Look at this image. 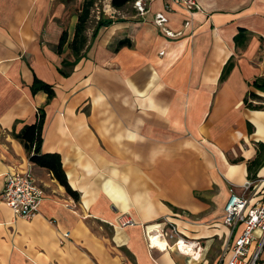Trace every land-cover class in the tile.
<instances>
[{
  "label": "crops",
  "instance_id": "0c3cea01",
  "mask_svg": "<svg viewBox=\"0 0 264 264\" xmlns=\"http://www.w3.org/2000/svg\"><path fill=\"white\" fill-rule=\"evenodd\" d=\"M144 1L140 15L134 2L95 0L77 58L69 44L85 0H0V264H221L224 206L264 145V111L244 105L250 90L264 97L250 85L264 77V0H196V12ZM102 8L115 20L94 36ZM161 12L177 37L156 24ZM122 40L130 45L117 49ZM36 79L51 99L34 92ZM39 112L42 152L60 155L78 201L30 162L18 136ZM29 166L44 198L25 220L1 196L7 175ZM123 216L137 225L121 227ZM163 218L205 240L201 259L150 248L142 225Z\"/></svg>",
  "mask_w": 264,
  "mask_h": 264
},
{
  "label": "built area",
  "instance_id": "2783aa9c",
  "mask_svg": "<svg viewBox=\"0 0 264 264\" xmlns=\"http://www.w3.org/2000/svg\"><path fill=\"white\" fill-rule=\"evenodd\" d=\"M170 2L183 4L190 12L200 9L196 0H170ZM134 6L140 15H144L148 11L147 3L144 0H135ZM166 10L169 9L166 7ZM104 11L106 12V10ZM97 13L100 14L99 9ZM155 22L168 36L177 37L179 35V33H174L166 28L168 18L164 12L156 14ZM259 192L261 193L259 195L263 196L257 199L256 195ZM1 197L16 216L31 220L39 213L44 191L39 185L32 167L29 166L25 169L14 170L7 175L6 186ZM252 201L253 203H251ZM224 223L230 229V238L223 253V258L230 253L226 264H261L264 250V177L258 180H247L242 186L240 194L234 192L231 194L224 206ZM119 224L121 227L137 225L135 221L126 216L119 219ZM239 225H242V230L235 237ZM142 228L152 249H155L153 240L158 238L166 241L167 249L175 248L178 252L194 260L201 259L206 252L205 243L185 237L177 226L167 218L143 224ZM65 236L68 237L69 234H65ZM223 258L221 264H223Z\"/></svg>",
  "mask_w": 264,
  "mask_h": 264
},
{
  "label": "trees",
  "instance_id": "16d2710c",
  "mask_svg": "<svg viewBox=\"0 0 264 264\" xmlns=\"http://www.w3.org/2000/svg\"><path fill=\"white\" fill-rule=\"evenodd\" d=\"M134 2V0H111V6L115 9H121L127 4ZM95 7V0H85L82 7V11L79 14L78 23L76 26V32L73 41L69 44L71 51L79 58L82 51L87 45L86 31L88 24L92 16L93 8ZM102 14V13H101ZM114 18H109L105 15H101L99 21L94 29V36L100 28L111 25L114 22ZM241 33L243 30L240 31ZM67 32L64 31L59 48L60 50L67 42ZM244 39L239 36L236 37L237 46H242ZM124 45H130L127 40L118 42L117 49ZM231 62H228L223 70L221 80L223 81L229 71L232 69ZM253 88L264 93V77L256 78L251 84ZM35 91L43 90L48 94L49 99L54 96L53 88L36 79L32 88ZM244 105L250 110H262L264 111V97L257 94L255 91L250 90L244 98ZM44 123V114L39 112L38 119L35 124L26 125L21 133L18 135L23 143L31 163L36 166L47 169L54 178L65 187L68 194H70L76 201L79 200L80 194L74 190L68 182L67 176L63 169L62 160L59 154L56 153H43L42 152V129ZM241 160V159H240ZM236 162V161H234ZM264 165V145L258 144V151L256 157L248 162V178L251 180L257 179V173L259 169Z\"/></svg>",
  "mask_w": 264,
  "mask_h": 264
},
{
  "label": "bare ground",
  "instance_id": "6f19581e",
  "mask_svg": "<svg viewBox=\"0 0 264 264\" xmlns=\"http://www.w3.org/2000/svg\"><path fill=\"white\" fill-rule=\"evenodd\" d=\"M153 245L157 249L159 248V249L165 250L167 248V243L163 239H158V238L154 239L153 240Z\"/></svg>",
  "mask_w": 264,
  "mask_h": 264
},
{
  "label": "rangeland",
  "instance_id": "374dc122",
  "mask_svg": "<svg viewBox=\"0 0 264 264\" xmlns=\"http://www.w3.org/2000/svg\"><path fill=\"white\" fill-rule=\"evenodd\" d=\"M100 10V13H102L103 15H104V13L103 12H105L104 11V8L103 9H99ZM102 11V12H101ZM105 14L106 15H108V17H110V16H112V17H114L113 15H114V12L113 11H111V12H105ZM94 23L92 24V26L94 27L95 26V24H96V21H93ZM89 24H90V22H89ZM88 24V25H89ZM126 216H128V215H126ZM201 241V240H200ZM203 241V240H202ZM205 241V240H204ZM204 241H203V243H204ZM263 255H264V253H263Z\"/></svg>",
  "mask_w": 264,
  "mask_h": 264
}]
</instances>
